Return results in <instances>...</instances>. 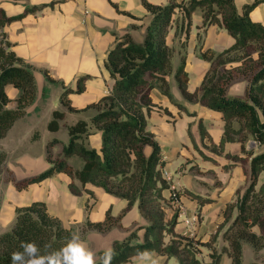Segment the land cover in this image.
I'll list each match as a JSON object with an SVG mask.
<instances>
[{
    "label": "crops",
    "instance_id": "crops-1",
    "mask_svg": "<svg viewBox=\"0 0 264 264\" xmlns=\"http://www.w3.org/2000/svg\"><path fill=\"white\" fill-rule=\"evenodd\" d=\"M146 1L164 7L188 0ZM254 1L236 0V6L242 11ZM0 7L14 19L4 28L5 41L26 66L34 69L37 85L35 102L0 141V146L7 153L6 170L12 174L1 195L0 233L12 227L18 208L33 202H44L52 216L60 219L73 234L79 235L97 254L147 224L137 206L112 230L99 232L87 229L86 221L103 222L109 211L112 217L118 218L126 208V201L91 185L87 188L93 196H74L69 190L70 178L65 174H58L23 191H17L14 185L17 181L47 171L51 167L47 160L50 142H60L51 148V154L58 155L70 141L68 128L79 121L90 123L96 114L93 109L69 112L62 101L64 90H76L79 80L87 78L83 93H72L67 97L71 107L78 111L87 109L108 95L114 80L106 62L117 44V38L130 34L136 43H142L153 16L142 0H0ZM32 8L39 9L29 11ZM250 18L264 26V3L250 13ZM202 26V13L198 11L193 16L189 36L183 31L176 35L173 25L167 37L168 45L174 49V71L185 58L188 90L191 93L200 87L210 69V63L201 58V53L209 49L222 52L235 45L234 38L226 30L211 26L205 31ZM184 43L186 46H183ZM168 81L174 102L158 88L152 91L151 98L156 108L148 116V130L161 148L166 163L163 175L171 185V189L163 194L168 201L166 221L177 220L176 234L193 243L202 256L197 258L204 263L212 260L214 253L222 254L226 246L222 233L215 243L212 240L218 233L219 225L224 222L227 205L236 202L238 192L244 193L249 186L246 172H249L250 165L235 162L228 155L249 157L243 152L241 143H228L223 150L220 148L225 125L222 113L186 100L174 76ZM248 86L247 78L237 77L229 85L227 95L244 98ZM6 93L11 100L7 109H16L19 91L7 86ZM55 111L65 113V119L56 133L49 130ZM85 143L88 148L100 152L101 133L91 129ZM246 150H254L256 154L260 151L254 140L248 142ZM76 168L81 169L82 163ZM3 180L6 181L5 178ZM263 182L264 175L260 177V185ZM173 188L179 195L176 201H170ZM194 218L198 220V225L192 236L184 221ZM143 233H139L141 238ZM152 255L159 264H178L177 259ZM244 256L243 250L245 262ZM253 258L264 264V252H255ZM128 264H138V261L135 258ZM220 264H231L226 253L222 254Z\"/></svg>",
    "mask_w": 264,
    "mask_h": 264
},
{
    "label": "trees",
    "instance_id": "trees-1",
    "mask_svg": "<svg viewBox=\"0 0 264 264\" xmlns=\"http://www.w3.org/2000/svg\"><path fill=\"white\" fill-rule=\"evenodd\" d=\"M142 3L153 19L142 43H136L130 34L117 38L106 62L114 80L110 93L80 111L71 107L67 97L72 93H83L87 78L79 80L76 90L66 89L62 93V101L69 112L95 110L91 122L79 121L70 126V141L58 155L51 154V148L60 142H50L47 160L51 167L35 177L15 182V187L23 191L58 174H65L70 178L69 190L74 196H93L87 188L91 185L126 201V208L118 218L112 217L109 211L103 222L86 221L87 229L99 232L112 230L137 206L147 224L113 243L118 255L112 264L131 263L138 250L177 259L178 264H203L197 258L198 251L193 243L176 234L177 220L166 221L168 201L163 194L171 189V185L163 175L166 163L161 148L148 130V116L156 108L151 93L158 88L174 102L168 81L174 76L186 100L222 113L225 125L220 148L223 150L228 143H241L243 152L249 157L228 155L235 162L250 165L249 172H246L249 186L244 193L238 192L236 202L227 205L224 222L212 240L215 243L222 233V240L226 243L222 254L228 255L231 264H245L244 244L251 246L256 253L264 252V182L260 185V177L264 175V26L250 18V13L264 0H256L242 11L236 6V0H188L164 7L151 5L146 0ZM198 11L202 13V29L206 31L211 26H218L234 38L235 45L222 52L209 49L201 53V58L210 63V69L200 87L191 93L185 58L174 71V49L168 45L167 37L173 25L176 35L183 31L189 36L193 16ZM13 20L0 7V141L37 98L34 69L26 66L5 41L4 28ZM239 75L248 77L245 97L228 96V86ZM7 86L19 91L18 106L13 110L7 109L11 102L6 93ZM179 107L184 109L181 105ZM64 119L65 113L54 112L49 130L58 132ZM91 129L102 135L100 152L86 146L85 139ZM201 129L203 132L202 125ZM250 140L258 144L260 151L257 154L254 150H246ZM72 159H79L82 168L73 166ZM6 161L7 153L0 148V175L5 171ZM178 197L173 194L170 201ZM141 231L144 232L142 238ZM71 235L73 231L52 216L44 202L18 208L14 224L0 236V264H11V254L22 250V242H35L42 250L46 244L60 248ZM104 251L97 253L98 260ZM222 254L212 255L214 264H220Z\"/></svg>",
    "mask_w": 264,
    "mask_h": 264
},
{
    "label": "clouds",
    "instance_id": "clouds-1",
    "mask_svg": "<svg viewBox=\"0 0 264 264\" xmlns=\"http://www.w3.org/2000/svg\"><path fill=\"white\" fill-rule=\"evenodd\" d=\"M21 251L11 254V264H112L118 255L114 247H109L97 259V254L92 251L80 236L71 235L60 248L44 245L42 250L35 242H22ZM138 264H159L158 259L147 251H137Z\"/></svg>",
    "mask_w": 264,
    "mask_h": 264
},
{
    "label": "rangeland",
    "instance_id": "rangeland-1",
    "mask_svg": "<svg viewBox=\"0 0 264 264\" xmlns=\"http://www.w3.org/2000/svg\"><path fill=\"white\" fill-rule=\"evenodd\" d=\"M243 76L244 75H239L238 77H243ZM244 77L248 79V77H246V76H244ZM0 148L2 149L1 146H0ZM80 163H81V161L79 159H72L71 160V164L73 166H75V167H78L80 165ZM11 177H12V174L8 170H6V167H5L4 173L0 175V201H1L2 192L5 189V185H6L7 181L11 179ZM3 178H5L6 181H4ZM17 182H19V181H17ZM16 190L19 191L17 188H16ZM5 232L6 231L1 232L0 233V236L3 235ZM243 250H244V254H245V256H244V259H245V262L244 263L245 264H251V263L256 262V260L253 258V256L255 255V251L252 249L251 246H249L248 244H244V249Z\"/></svg>",
    "mask_w": 264,
    "mask_h": 264
},
{
    "label": "built area",
    "instance_id": "built-area-1",
    "mask_svg": "<svg viewBox=\"0 0 264 264\" xmlns=\"http://www.w3.org/2000/svg\"><path fill=\"white\" fill-rule=\"evenodd\" d=\"M166 180H167V178H166ZM173 191H174V195H176L175 188H173ZM176 199L177 198H175L173 201H176ZM184 223L187 225V227H189V229L191 231V235L193 236V232L196 230V226L198 225V220L194 218L193 220H186V221H184ZM197 256L199 258L202 257L200 253L199 254L197 253ZM203 264H214V263H213V260H208V261L204 262Z\"/></svg>",
    "mask_w": 264,
    "mask_h": 264
}]
</instances>
